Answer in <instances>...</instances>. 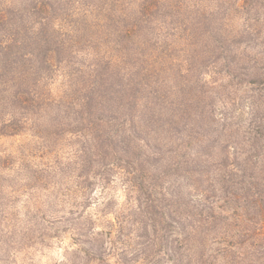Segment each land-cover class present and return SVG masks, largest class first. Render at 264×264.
<instances>
[{"label": "trees", "instance_id": "obj_1", "mask_svg": "<svg viewBox=\"0 0 264 264\" xmlns=\"http://www.w3.org/2000/svg\"><path fill=\"white\" fill-rule=\"evenodd\" d=\"M17 138L3 259L69 231L84 264H264V0H0Z\"/></svg>", "mask_w": 264, "mask_h": 264}, {"label": "rangeland", "instance_id": "obj_2", "mask_svg": "<svg viewBox=\"0 0 264 264\" xmlns=\"http://www.w3.org/2000/svg\"><path fill=\"white\" fill-rule=\"evenodd\" d=\"M20 139H2L0 140V149L2 150H13ZM73 145H67L60 152L61 163L73 162ZM62 164V165H63ZM72 175V176H71ZM61 184L62 182L69 183L73 185L74 173H68L65 176L61 175ZM72 179V180H71ZM62 187L64 185H61ZM121 194V193H120ZM13 195V194H12ZM27 194L22 195L21 197H12L11 200L16 199V203L21 205L22 202L26 199ZM51 247H46L43 253L37 252L34 255H28L24 253H19L15 258L6 260L0 256V264H84L85 260L79 261L75 258V252H79L78 245L74 243V240L71 238V233L69 231L62 233L61 237L52 239ZM3 256V255H2Z\"/></svg>", "mask_w": 264, "mask_h": 264}]
</instances>
